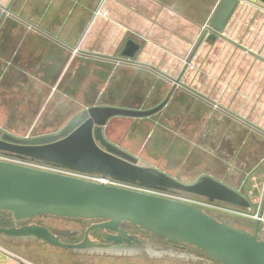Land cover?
<instances>
[{
	"label": "crops",
	"instance_id": "obj_1",
	"mask_svg": "<svg viewBox=\"0 0 264 264\" xmlns=\"http://www.w3.org/2000/svg\"><path fill=\"white\" fill-rule=\"evenodd\" d=\"M222 1L0 0V96L21 95L29 103L67 84L78 89L82 107L149 110L176 83L157 114L120 118L129 125L116 145L104 136L110 119L105 140L185 185L208 176L239 192L233 181L223 183L214 172L188 165L203 126L212 123V105L243 119L260 115L259 123L249 122L252 127L229 123L234 141L240 131L264 136V0H233L228 20L215 31L210 22ZM128 41L138 45L132 59L121 56ZM141 136L147 145L138 158ZM125 140L130 148H123ZM0 264L32 263L0 247Z\"/></svg>",
	"mask_w": 264,
	"mask_h": 264
},
{
	"label": "water",
	"instance_id": "obj_2",
	"mask_svg": "<svg viewBox=\"0 0 264 264\" xmlns=\"http://www.w3.org/2000/svg\"><path fill=\"white\" fill-rule=\"evenodd\" d=\"M234 6L233 0H223L210 22V28L221 31ZM137 50L138 45L128 41L121 56L132 59ZM175 85L163 102L152 109L94 106L52 136L18 139L0 130V153L20 161L29 160L79 174L110 178L147 191H176L204 198L210 203L249 209L250 204L239 192L208 176H201L195 183L185 185L153 168L141 166L136 158L105 140L103 128L110 119H146L157 114L166 106ZM0 212L10 214L15 222L40 216L97 222L87 228L78 244L63 243L48 229L37 225L0 227L1 236L39 240L75 254L140 255L149 259L212 263L169 249L125 245L137 242L136 236L121 228L127 224L135 231L150 234L169 244L194 248L217 264H264V242L256 237L259 216L255 235L251 236L228 227L194 205L3 161H0ZM92 232L104 233L105 243L90 241Z\"/></svg>",
	"mask_w": 264,
	"mask_h": 264
},
{
	"label": "rangeland",
	"instance_id": "obj_3",
	"mask_svg": "<svg viewBox=\"0 0 264 264\" xmlns=\"http://www.w3.org/2000/svg\"><path fill=\"white\" fill-rule=\"evenodd\" d=\"M110 76L111 69L107 71L108 78L106 79L108 81ZM107 80L102 82L103 88L109 85ZM66 85L63 84V91L58 89L59 91L53 93V95L51 93L44 99H36L29 103L26 97H21V95L13 97L8 95L5 97L0 96L1 132L14 138L29 140L52 136V134L55 135L63 130L80 113L96 105L80 106L76 100L78 89L69 90ZM116 88L113 87V90ZM126 93L125 90L123 95ZM188 104L190 105L191 103ZM211 107L213 109L210 117L212 123H207L203 126L199 135L200 140L193 144L189 158L190 164L188 165H190V168L203 167V171L201 170L203 173H208L209 171L212 174L214 172V176L223 183L228 184L233 181L234 187L239 188V193L248 201L250 208H237L219 202L210 203L204 198L170 190L161 192L158 195L160 197H173L186 204L195 205L228 227L248 233L251 236L255 235V226L259 216L256 237L259 241L264 242V136L254 129L246 132L240 131L234 141L229 137L230 129L227 127L229 123L241 128L242 126H251L250 123L257 124L260 122V115L248 114L243 119L244 117L242 118L240 115L228 114L219 106L212 105ZM254 117L257 118V121L253 119ZM118 135L121 137V131ZM176 136H179V134L177 133ZM139 140L140 145L136 150L138 158L144 155L142 151L147 145V139L145 140L143 136ZM242 142H245V144H242ZM123 144H126L125 147L130 148L129 140H125ZM129 150V153L135 154L131 149ZM2 155L0 153V156ZM7 157L10 158V156ZM194 158L195 161L193 160ZM182 169L186 170L185 168ZM191 174H194L193 170L190 171L189 175ZM179 179L181 181L186 180L185 177H180ZM174 180L179 182L177 178ZM96 223L58 219L49 216H40L24 222H15L10 214L0 212L1 228H20L37 225L45 227L66 244L80 243L87 228ZM121 228L125 231H130L129 234L136 236L137 242H140V245L136 241L125 245L135 248L146 246L157 249H169L174 252L192 254L212 262L208 264H217L194 248L169 244L165 240L150 234L135 231L132 226L127 224H123ZM104 236V233L92 232L89 234V240L104 244ZM0 247L15 253L32 264H196L178 260L149 259L140 255L117 257L75 254L61 248L51 247L39 240H17L1 235Z\"/></svg>",
	"mask_w": 264,
	"mask_h": 264
},
{
	"label": "built area",
	"instance_id": "obj_4",
	"mask_svg": "<svg viewBox=\"0 0 264 264\" xmlns=\"http://www.w3.org/2000/svg\"><path fill=\"white\" fill-rule=\"evenodd\" d=\"M99 14H100L99 11H96L94 13V15H99ZM74 53H77V52L74 51ZM0 161L12 163V164H18L21 166H25V167H29V168H33V169H37V170H42V171H46V172H51V173H55V174H59V175L67 176V177H72V178H76V179H80V180H85V181L93 182V183L99 184V185H104V186L113 187V188H120V189L130 190V191H134V192H140V193L149 194V195L158 196V197H160V195H158V194L161 193V192H155V191H147V190H143V189H140V188H137L134 186L119 183V182H116L110 178H102L101 176H98V175L79 174V173L64 170V169H58V168L46 166V165H43L42 163L31 162L29 160L20 161V160H17L14 158H9V157L2 155V156H0ZM163 198H167V199H171V200L181 202V200H177L173 197H163ZM189 205H191V204H189Z\"/></svg>",
	"mask_w": 264,
	"mask_h": 264
},
{
	"label": "bare ground",
	"instance_id": "obj_5",
	"mask_svg": "<svg viewBox=\"0 0 264 264\" xmlns=\"http://www.w3.org/2000/svg\"><path fill=\"white\" fill-rule=\"evenodd\" d=\"M129 123L128 121L120 118H114L112 119L109 124L105 127L104 129V136L105 138L111 142L112 144H119L121 141V138L119 137L118 133L122 131V129L126 126H128ZM53 135V134H52ZM48 136V135H47ZM126 144H124L123 148L125 147ZM130 154H132L130 152ZM133 155V154H132ZM135 156V155H133ZM188 170V169H187ZM186 170V171H187ZM190 172V171H189ZM187 174V173H186ZM188 175V174H187ZM196 177V176H195ZM192 178V177H191ZM188 179V177H187Z\"/></svg>",
	"mask_w": 264,
	"mask_h": 264
},
{
	"label": "flooded vegetation",
	"instance_id": "obj_6",
	"mask_svg": "<svg viewBox=\"0 0 264 264\" xmlns=\"http://www.w3.org/2000/svg\"><path fill=\"white\" fill-rule=\"evenodd\" d=\"M105 103H108V102H105Z\"/></svg>",
	"mask_w": 264,
	"mask_h": 264
}]
</instances>
